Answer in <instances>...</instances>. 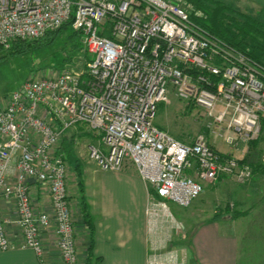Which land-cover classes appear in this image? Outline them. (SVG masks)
<instances>
[{
  "label": "built area",
  "instance_id": "2783aa9c",
  "mask_svg": "<svg viewBox=\"0 0 264 264\" xmlns=\"http://www.w3.org/2000/svg\"><path fill=\"white\" fill-rule=\"evenodd\" d=\"M189 15L173 0H0V48L38 41L71 20L89 56L82 70L27 79L0 108V204L13 203L15 215L0 209V251L29 249L53 264L40 237L51 229L59 264H82L58 147L71 129L96 135L88 153L99 170H135L147 186L148 232L165 225L171 241L183 229L171 204L189 207L218 178L251 177L234 152L264 137V63ZM171 96L205 111L203 132L190 142L153 124ZM33 183L47 188L49 212L33 205ZM8 225L19 228L18 242ZM166 255L178 263L175 251Z\"/></svg>",
  "mask_w": 264,
  "mask_h": 264
},
{
  "label": "crops",
  "instance_id": "0c3cea01",
  "mask_svg": "<svg viewBox=\"0 0 264 264\" xmlns=\"http://www.w3.org/2000/svg\"><path fill=\"white\" fill-rule=\"evenodd\" d=\"M248 148L250 149V146ZM244 153L245 151L241 153V156L239 152L237 154L247 161ZM253 162L250 163L254 170L253 177L264 179L260 173L261 166ZM100 172L102 173L96 178L92 195L84 188L82 193L75 188L74 193L75 180L70 175L66 179L81 263L86 262V256L89 253V264H148L150 260L156 264H171L166 252H163L171 242L165 225H159L156 233L148 232L145 215L147 186L137 176L135 170L128 167L117 172L101 170ZM31 200L39 210L50 211V196L45 186L33 183ZM82 202L85 204L86 216L92 225V244L89 252L87 251L90 244L89 231L80 205ZM0 209L4 217L15 216L13 203L2 201ZM254 209L257 208H252L249 214H243L237 220H232L228 216L199 223L190 232L186 246L180 248L178 264L241 263V258L249 254L250 248L247 246L250 244L249 241L254 243L260 237V234L253 229L256 223L249 230L251 220L247 218L252 217ZM261 210L264 212V208ZM258 222L261 223L260 220ZM7 231L11 241H19V228L8 225ZM40 237L50 261L53 264H59L60 257L55 246L53 231L43 230ZM0 264L41 263L32 250L13 249L0 251Z\"/></svg>",
  "mask_w": 264,
  "mask_h": 264
},
{
  "label": "rangeland",
  "instance_id": "374dc122",
  "mask_svg": "<svg viewBox=\"0 0 264 264\" xmlns=\"http://www.w3.org/2000/svg\"><path fill=\"white\" fill-rule=\"evenodd\" d=\"M173 1L179 3L180 0ZM223 1L229 2L228 4L239 9L241 13L251 16L257 27H262L264 24V0ZM180 3L177 5L187 13H191L192 8L185 7L183 2ZM194 14L200 15V12ZM262 29L264 28L262 27ZM66 35L67 33L61 34L52 45L47 43L37 45L38 42H32L34 45L30 47L31 50L21 55L10 56L6 53H0V108L8 103L10 96L19 91L27 79L55 76L66 69L82 70L83 65L89 60L87 53L85 58H82V55L78 58L73 57L71 66L69 64L61 66V63L67 58V52L64 49H67L66 51L70 53ZM247 40L254 48L256 46L264 48V35L261 33L250 32ZM80 44L85 49L82 40ZM254 51L259 52L257 49H254ZM4 55L7 56L2 58ZM262 57L264 59V53ZM204 117L205 111L203 109L186 106L183 102L171 96L167 103L157 105L152 121L154 125L161 127L173 137L187 143L203 132ZM95 139L96 135L94 133L85 128H80L77 131L71 129L67 136L58 142L59 149L65 152L68 175L75 180L74 193L76 189H80L78 184L82 183V188L91 194L95 188L96 178L102 173L89 158L88 147L94 144ZM209 142L219 151L229 152V147L223 140L210 136ZM256 142L258 143L254 145ZM256 142L252 143L253 146L250 149L248 146L240 145L238 151L240 156L245 151L244 155L247 161L250 163L254 161L253 163L261 166L260 173L264 176V139L259 138ZM234 154L239 156L237 152H234ZM263 196L264 179L263 177L256 179V176L253 177L252 173L251 177L245 180L234 177L218 178L216 181L209 183L201 195L185 209L171 204L170 207L177 221L182 224L183 229L177 231L178 234H174L171 243L164 248L163 252L175 251L179 257L180 248L186 246L185 243L189 241L190 232L199 223L228 216L232 220H237L243 214H249L250 210L256 207L257 209H254L252 217L247 218V220H251L249 230L256 223L253 229L254 232L260 234V237L254 243L251 240L249 241L250 244L247 245L250 248L249 254L244 255L242 253L245 257L241 258L239 264H264V212L261 210V208H264ZM259 220L261 223L258 222Z\"/></svg>",
  "mask_w": 264,
  "mask_h": 264
},
{
  "label": "trees",
  "instance_id": "16d2710c",
  "mask_svg": "<svg viewBox=\"0 0 264 264\" xmlns=\"http://www.w3.org/2000/svg\"><path fill=\"white\" fill-rule=\"evenodd\" d=\"M177 2L178 1H176V3ZM180 2L185 3L183 4L185 7L192 8L189 16L194 23L205 29L208 33L215 36L216 38L229 43L230 45L240 51H243L250 57L264 63V59L262 57L264 48H260L259 46H256V48H254L247 40V38H249L250 32L261 33L262 35H264V29H262V27L264 28V24L262 25V27H257L254 23L255 20L251 16L241 13L239 9L234 8L231 4H228L229 2L227 3L223 0H180L179 3ZM195 12H200V15H195ZM71 24L72 21L70 20L66 24L62 25L58 30L48 33L45 37L38 41H15L11 44L9 49L0 48V53H6L10 56L21 55L31 50L30 47L34 45V43L32 42H38L37 45H43L45 43H47L48 45H52L59 38V36H61V34L67 33L66 38L67 44L70 48V53L69 51H66L67 49H64V51L67 52V58L64 59L63 63H61V66H64L66 64H69L71 66V59L73 57L78 58L81 55L82 58L87 57L86 50L83 49L80 44V32L73 29ZM254 49H257L259 52L257 53L256 51H254ZM6 56L7 55H4L2 56V58ZM260 139L264 138L261 137ZM254 142L256 141L251 142L249 146H253L252 143ZM257 143L258 142H256L254 145H256ZM59 150L65 155V152L63 150ZM243 161H245V159ZM78 186L80 187L79 192L82 193V183H79ZM80 205L82 207V211L84 214L83 217L89 231L90 244L87 248V251L89 252L91 250L92 244V225L88 220V216H86V208L84 202H82ZM89 260L90 255L89 253H87L86 262L84 264H89Z\"/></svg>",
  "mask_w": 264,
  "mask_h": 264
}]
</instances>
